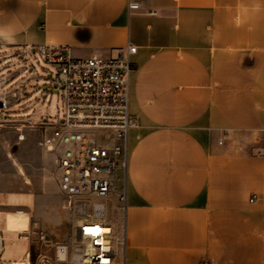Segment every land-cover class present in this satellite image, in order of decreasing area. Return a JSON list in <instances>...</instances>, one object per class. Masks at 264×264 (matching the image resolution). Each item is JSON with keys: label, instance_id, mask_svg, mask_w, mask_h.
<instances>
[{"label": "crops", "instance_id": "1", "mask_svg": "<svg viewBox=\"0 0 264 264\" xmlns=\"http://www.w3.org/2000/svg\"><path fill=\"white\" fill-rule=\"evenodd\" d=\"M127 43L126 263L262 264L264 0H0V59L35 44L109 57ZM6 67L3 87L19 72ZM17 207L32 214L0 202ZM31 253L26 242L9 260Z\"/></svg>", "mask_w": 264, "mask_h": 264}, {"label": "built area", "instance_id": "2", "mask_svg": "<svg viewBox=\"0 0 264 264\" xmlns=\"http://www.w3.org/2000/svg\"><path fill=\"white\" fill-rule=\"evenodd\" d=\"M128 8L136 10L139 5L128 3ZM135 50L127 43L116 56L74 58L66 47L35 44L13 53L27 68L38 62V56L54 71L61 111L52 114L45 109L43 115L54 122L35 128L40 129L39 145L52 160L54 181L66 198L69 215L68 241L55 244V263L127 264L125 169L128 133L136 124L129 112L128 86ZM109 209L118 216L109 219ZM9 215L17 217L13 230L18 239L31 245L36 233L44 238L34 229L29 210L14 208L6 213V221ZM8 262L0 258V264ZM50 263L46 256L40 259V264Z\"/></svg>", "mask_w": 264, "mask_h": 264}, {"label": "rangeland", "instance_id": "3", "mask_svg": "<svg viewBox=\"0 0 264 264\" xmlns=\"http://www.w3.org/2000/svg\"><path fill=\"white\" fill-rule=\"evenodd\" d=\"M14 52L0 59L1 65H7L4 73L19 70L16 82L8 87L0 86V202L31 203L34 229L45 235L43 239L38 238V233L34 235L31 261L26 259L21 264H40L43 256L50 259V264H64L54 262V253L56 243L68 241L69 215L62 207L52 160L39 145L40 129L35 128L41 122H54L52 117L43 115L46 108L52 114L58 109L61 111L60 104L57 105L58 91L52 81L54 71L38 56V62L27 68ZM120 183L118 179L117 186ZM117 216L116 212L108 210L109 219ZM17 226V217L6 221V213L0 211L1 259L23 257L26 242L17 238L13 230Z\"/></svg>", "mask_w": 264, "mask_h": 264}, {"label": "bare ground", "instance_id": "4", "mask_svg": "<svg viewBox=\"0 0 264 264\" xmlns=\"http://www.w3.org/2000/svg\"><path fill=\"white\" fill-rule=\"evenodd\" d=\"M1 99H4L5 100V98L4 97H2L1 96ZM6 101V100H5ZM19 172L20 173H23V170L21 169V168H19ZM27 183H28V180L26 181ZM62 201H63V205H62V207L66 210V198L65 197H63L62 196ZM13 264H21V263H18V262H14ZM25 264H29V263H25Z\"/></svg>", "mask_w": 264, "mask_h": 264}, {"label": "water", "instance_id": "5", "mask_svg": "<svg viewBox=\"0 0 264 264\" xmlns=\"http://www.w3.org/2000/svg\"><path fill=\"white\" fill-rule=\"evenodd\" d=\"M2 106V102L0 101V107Z\"/></svg>", "mask_w": 264, "mask_h": 264}]
</instances>
